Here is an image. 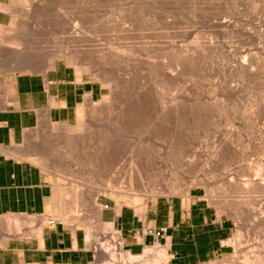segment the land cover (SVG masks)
<instances>
[{
  "label": "rangeland",
  "instance_id": "rangeland-1",
  "mask_svg": "<svg viewBox=\"0 0 264 264\" xmlns=\"http://www.w3.org/2000/svg\"><path fill=\"white\" fill-rule=\"evenodd\" d=\"M4 10L11 17L0 26L5 31L0 39H6V46L16 39L24 59L37 64L28 66L33 61L23 57L17 61L11 49L3 48L0 78L43 73L64 61L104 88L103 99L80 107L71 126L43 124L17 148L31 155L24 159L53 184L54 203L46 217L84 232L95 255L91 264L104 261L94 251L88 227L94 239L104 232L110 234L108 242L121 239L116 229L101 223L102 207L98 212L92 205L95 188L113 173L125 184L141 173L143 182L154 174L170 185L168 192L145 201L100 195L99 204L143 213L150 203L196 191L234 225L233 255L209 264H245L246 256H254L251 248L264 261V192H256L253 183L257 161L264 166V0H13ZM51 54L56 59L45 66V55ZM243 63L251 66L244 78L239 75ZM118 114L130 123L112 163L106 156L111 154V130L122 120ZM238 183L245 193L231 192ZM166 257L163 264H169ZM254 258L250 264H257Z\"/></svg>",
  "mask_w": 264,
  "mask_h": 264
},
{
  "label": "crops",
  "instance_id": "crops-1",
  "mask_svg": "<svg viewBox=\"0 0 264 264\" xmlns=\"http://www.w3.org/2000/svg\"><path fill=\"white\" fill-rule=\"evenodd\" d=\"M12 2L0 0V26L9 23L11 16L4 9ZM103 97L101 84L64 61L43 73L4 74L0 78V219L20 218V222L0 223V264L95 261L82 230L44 222L54 203L53 184L17 148L43 124L71 126L80 107ZM99 205L101 223L118 231L124 249L133 256L160 245L166 246L169 264H209L225 260L235 251L233 222L196 191L150 203L143 213L108 202ZM149 231L164 233L155 238Z\"/></svg>",
  "mask_w": 264,
  "mask_h": 264
},
{
  "label": "bare ground",
  "instance_id": "bare-ground-1",
  "mask_svg": "<svg viewBox=\"0 0 264 264\" xmlns=\"http://www.w3.org/2000/svg\"><path fill=\"white\" fill-rule=\"evenodd\" d=\"M132 17V16H131ZM124 19H126V18H124ZM120 20V19H119ZM128 21H130V20H128ZM131 23V22H130ZM122 24V23H121ZM15 25V24H14ZM126 25V24H125ZM13 26V25H12ZM119 26V25H118ZM127 26V25H126ZM77 27V26H76ZM121 27H122V25H121ZM129 27H131V26H129ZM120 28V27H119ZM123 28V27H122ZM125 28V27H124ZM127 28V27H126ZM134 28H135V25H134ZM13 29V30H12ZM128 29V28H127ZM140 29V28H139ZM11 30L12 31H14V27L13 28H11L10 29V31L9 32H11ZM75 30V29H74ZM77 30H79V29H77ZM120 30V29H119ZM133 30H135V29H133ZM133 30H131V31H133ZM2 29L0 28V36H2ZM80 31V30H79ZM83 31V30H82ZM86 31V30H85ZM112 31V30H111ZM127 31H129V30H127ZM3 32H5V31H3ZM74 32V31H73ZM81 32V31H80ZM122 32V31H121ZM124 32H125V30H124ZM69 33V32H68ZM77 33V32H76ZM4 34V33H3ZM83 34H84V32H83ZM91 34V33H90ZM131 34V33H130ZM70 35V34H69ZM76 36H78V35H76ZM120 36V35H119ZM3 37V36H2ZM69 37V36H68ZM72 37H73V35H72ZM81 37V36H80ZM83 37V36H82ZM117 37H118V35H117ZM127 37V36H126ZM18 38V37H17ZM26 38V37H25ZM71 38V37H70ZM83 38H85V37H83ZM119 38V37H118ZM66 39H68V38H66ZM71 39H73V38H71ZM75 39V38H74ZM77 39V38H76ZM80 39V38H79ZM82 39V38H81ZM120 39H121V36H120ZM126 39V38H125ZM124 38L122 39V40H125ZM1 40V39H0ZM84 40V39H83ZM87 40H89V39H87ZM6 39L4 40V42H2V40H1V42H0V51H2L3 50V48H9V49H11L12 50V52H11V54H12V56H10V57H16V58H14V59H17V61H22L21 60V58L20 57H23L22 55H21V50H20V48H19V46H21L19 43H17V40L15 39V40H13V41H11V42H8V44H10V45H5L6 44ZM77 41V40H76ZM79 42H81V41H79ZM75 43H77V42H75ZM80 44V43H79ZM76 46H77V44H76ZM22 48V47H21ZM117 48V47H116ZM24 51V50H23ZM67 51V50H66ZM73 51V50H72ZM185 53H186V51H185ZM114 54V53H113ZM112 54V55H113ZM27 55V54H26ZM52 55V54H51ZM67 55H68V53H67ZM2 56V55H1ZM44 57V56H43ZM48 57V58H47ZM65 57V56H64ZM27 58V57H26ZM42 58V57H41ZM187 58V57H186ZM22 59H24V57L22 58ZM45 62L47 61V64H45V66L47 65L48 67L49 66H52V64L54 63V60L56 59V57L55 56H50V55H45ZM188 59V58H187ZM2 60V59H1ZM25 60V59H24ZM23 60V61H24ZM29 60V59H28ZM28 60H25L26 62H28ZM34 60V59H33ZM33 60H31V61H33ZM40 60V59H39ZM24 61V62H25ZM31 61H29L28 63H30ZM35 61H38V59L37 60H35ZM41 61H44L43 60V58H42V60ZM187 61V60H186ZM189 61H191V60H189ZM184 62V61H183ZM259 62V61H258ZM28 63H26V64H28ZM33 63H35L34 61L32 62V63H30L28 66H32V64ZM43 63V62H42ZM185 64H186V62H184ZM203 63V62H202ZM201 63V64H202ZM257 63V62H256ZM20 64H22V63H20ZM25 64V63H24ZM23 64V65H24ZM37 63H35V64H33V65H36ZM195 64V63H194ZM252 64V63H251ZM16 65H19V64H16ZM42 65V64H41ZM44 65V64H43ZM187 65V64H186ZM185 65V66H186ZM203 65V64H202ZM2 66V65H1ZM20 66H22V65H20ZM183 66V65H182ZM253 66H254V64H253ZM263 66V65H262ZM7 67V66H6ZM17 67H19V66H17ZM24 67H25V65H24ZM189 67V66H188ZM8 68V67H7ZM10 68V67H9ZM14 68H16V66L14 67ZM12 66H11V69H14ZM22 68H23V66H22ZM192 68V67H191ZM201 68H202V66H201ZM249 68H251V66L249 67V66H246L245 65V63H243V65H242V67L239 69L240 71H239V75H241L240 77H242V75H243V78H244V76L246 75V74H250L249 73V71H250V69ZM18 69V68H17ZM186 69H187V67H186ZM185 69V70H186ZM188 69H190V68H188ZM264 69V68H263ZM3 70V69H2ZM8 70V69H7ZM6 70V71H7ZM189 71V70H188ZM192 71V70H191ZM190 71V72H191ZM174 72V71H173ZM189 72V73H190ZM193 73V72H192ZM183 74V73H182ZM166 76V75H165ZM164 76V77H165ZM167 76H169V74L167 75ZM250 76V75H249ZM171 77V76H170ZM246 77V76H245ZM166 78V77H165ZM171 79V78H170ZM172 80V79H171ZM131 81V80H130ZM146 81V80H145ZM144 81V82H145ZM146 83V82H145ZM153 83V82H152ZM161 83V82H160ZM243 83V82H242ZM156 84V83H155ZM173 84V83H172ZM258 84V83H257ZM156 86V85H155ZM129 87V86H128ZM137 87V86H136ZM135 87V88H136ZM134 89V88H133ZM148 89V88H147ZM151 89V88H150ZM153 89H155V88H153ZM256 89V88H255ZM141 90V89H140ZM149 91V90H148ZM171 91V90H170ZM161 92V91H160ZM163 92V91H162ZM161 92V93H162ZM166 92V91H165ZM164 92V93H165ZM122 94V93H121ZM135 95V94H134ZM167 95V94H166ZM118 96H120V95H118ZM138 96V95H137ZM165 96V95H164ZM258 96V95H257ZM122 97V96H121ZM129 97H130V95H129ZM148 97V96H147ZM255 97V96H254ZM137 98V97H136ZM122 99V98H121ZM138 99V98H137ZM137 99H136V101H137ZM120 100V99H119ZM145 100V99H144ZM130 101V100H129ZM167 100H165V102H166ZM261 101V100H260ZM126 102V101H125ZM134 102V101H133ZM173 102H174V100H173ZM168 103V102H167ZM167 103H163V104H167ZM257 103V102H256ZM261 103V102H260ZM126 104V103H125ZM128 104V103H127ZM149 105V104H148ZM143 106V105H142ZM254 106V105H253ZM261 106V105H260ZM162 107V106H161ZM256 107V106H255ZM165 108H166V106H165ZM253 108V107H252ZM167 109V108H166ZM163 110V109H162ZM247 110V109H246ZM123 111V110H122ZM146 111V110H145ZM167 111V110H166ZM114 112V111H113ZM128 112V111H127ZM156 112V111H155ZM254 112V111H253ZM115 113V112H114ZM143 113V112H142ZM162 113V112H161ZM165 113V112H164ZM172 113V112H171ZM187 113V112H186ZM126 114L127 113H125L124 115L126 116ZM132 114H134V113H132ZM131 114V115H132ZM163 114V113H162ZM178 114V113H177ZM183 114H185V113H183ZM250 114V113H249ZM252 114V113H251ZM110 115V114H109ZM120 115H122V114H120ZM130 115V116H131ZM188 115V114H187ZM186 115V116H187ZM117 116V115H116ZM118 116H119V114H118ZM118 116H117V119H115V122H116V120H118ZM123 116V115H122ZM122 116L120 117V118H122ZM125 116H124V119H127V117L125 118ZM139 116V115H138ZM253 116V115H252ZM133 117V116H132ZM135 117V116H134ZM133 117V118H134ZM146 117V116H145ZM165 118H166V116H164ZM144 118V117H143ZM164 118V119H165ZM171 118V117H170ZM235 118V117H234ZM112 119V118H111ZM123 118H122V120H118L119 121V123H118V125H115L114 123L115 122H113V124H114V128L111 130L112 131V133L114 134V137L112 138V141H111V144L109 145V147H108V150L110 149V152H111V154H107V155H109V156H106V157H108L107 159L109 160V162H112V157H114V155H115V152L117 153L118 151L117 150H119V148H121L120 147V143H121V141H122V139H121V136H123L122 134H125L126 133V127H128V125H129V121H128V119H127V121L126 120H124ZM129 119H131V118H129ZM158 119V118H157ZM161 119V118H160ZM162 119H163V117H162ZM161 119V120H162ZM172 119V118H171ZM159 120V119H158ZM173 120V119H172ZM155 122V121H154ZM177 122V121H176ZM112 124V123H111ZM110 124V125H111ZM112 124V125H113ZM117 124V123H116ZM132 125V124H131ZM130 125V126H131ZM154 125V124H153ZM168 125V124H167ZM91 126H92V124H91ZM91 126H88L87 125V130L89 129V130H91L92 128H91ZM100 126V125H99ZM155 126V125H154ZM92 127H94V126H92ZM112 127V126H111ZM91 128V129H90ZM129 128V127H128ZM164 128V127H163ZM170 128V127H169ZM80 129H82V127L81 128H79V130ZM78 130V129H77ZM92 131V130H91ZM110 131V132H111ZM112 135V134H111ZM76 139H78V138H76ZM138 139V138H137ZM77 141V140H76ZM76 141H74V142H76ZM98 141H100V140H98ZM79 142V141H78ZM72 143V142H71ZM80 143V142H79ZM79 143H76V145L77 144H79ZM137 144V143H136ZM78 147L80 146V145H77ZM75 147V149L76 148H78V147ZM65 147H67V146H65ZM65 147H64V149H65ZM73 147H74V145H73ZM135 147H136V145H135ZM67 149V148H66ZM71 149H72V147H71ZM134 149V148H133ZM67 151H68V149H67ZM260 151V150H259ZM69 152V151H68ZM224 153V152H223ZM255 153V152H254ZM25 154V153H24ZM256 154V153H255ZM26 156H24V157H28L29 156V154H25ZM28 155V156H27ZM228 155V154H227ZM31 156V155H30ZM29 156V157H30ZM226 156V155H225ZM258 156H260V155H258ZM116 157V156H115ZM261 157V156H260ZM101 158V157H100ZM244 158H245V156H244ZM43 159H46V158H43ZM42 159V160H43ZM46 160H48V159H46ZM237 160H238V158H237ZM106 161V160H105ZM234 161V160H233ZM48 162V161H47ZM50 162V161H49ZM108 162V161H107ZM133 162V161H132ZM238 162V161H237ZM113 163V162H112ZM111 163V164H112ZM135 163H137V162H135ZM235 163V162H234ZM227 164V163H226ZM114 165V164H113ZM133 165V164H132ZM142 165V164H141ZM47 166V165H46ZM109 166V165H108ZM134 166V165H133ZM147 166V165H146ZM47 167H49V166H47ZM50 168V167H49ZM263 168H264V166L262 165V160L261 159H259L258 161H257V168H256V170L255 171H257L256 173H258V174H255L256 176H257V178L256 179H254V190L256 191V192H264V181H263V176H264V174H263V172H264V170H263ZM53 169H54V167H53ZM57 169V168H56ZM55 169V170H56ZM146 169V168H145ZM59 170V169H58ZM246 171V170H245ZM244 171V172H245ZM111 172H112V170H111ZM140 172V171H139ZM138 172V173H139ZM243 172V171H242ZM243 172V173H244ZM248 172V171H247ZM247 172H245V174L247 173ZM71 174H72V172H71ZM70 174V175H71ZM141 173H139V175H140ZM110 175V174H109ZM112 175V174H111ZM110 175V176H111ZM138 175V174H137ZM137 176V178H134L133 179V176H130V178L128 179L129 180V182L128 183H126L127 184V186H125L126 184H125V182H121V180H120V178L119 177H116V174L114 175V173H113V176H111L110 177V180L108 179V181L106 182V183H104L101 187L100 186H96L97 188H95V190H94V194H93V196H92V205H93V207L98 211V212H100L101 211V206L99 205V203L97 202V198L100 196V195H107V196H110V197H112V198H116V199H121V201L124 199V198H130V200L131 199H133V197L134 196H137L138 198L140 197V198H142L143 197V200H144V197H148V196H156V194H159V193H161L162 191H167L168 192V186L167 185H170V184H166V183H170V180L169 181H167V180H164V179H161L160 177H158V176H155L154 174L153 175H151L150 176V178H146V180L148 181V182H143V180L145 179V178H142L141 176ZM72 177H74V178H77V176L76 175H71ZM95 177V176H94ZM148 177V176H147ZM250 178V177H249ZM136 179V180H135ZM173 179V178H172ZM92 180V179H91ZM133 180H135L136 182L133 184ZM100 181V180H99ZM145 181V180H144ZM257 181H259L258 183H257ZM263 181V182H262ZM165 182V186H164V188H163V185H162V183H164ZM160 183V184H159ZM257 183V184H256ZM136 184V185H135ZM172 184V183H171ZM175 184V183H174ZM167 186V187H166ZM253 187V186H252ZM177 188V187H176ZM235 189H230L231 190V192H232V190H234L235 192H237V193H245V191L243 192V190L245 189V187H242V185L241 184H237V185H235V187H234ZM173 189V188H172ZM170 190V189H169ZM223 190V189H222ZM227 191H228V189H227ZM254 191V192H255ZM80 192V191H79ZM230 192V193H231ZM255 192V193H256ZM136 193H139V194H136ZM80 195V194H79ZM160 196V195H159ZM138 198H137V200H138ZM218 198V197H217ZM134 200H136L135 198H134ZM134 200H132V201H134ZM136 200V201H137ZM248 200V199H247ZM118 201H120V200H118ZM120 201V202H121ZM126 201V200H125ZM140 201V200H139ZM145 201V200H144ZM216 201V200H215ZM250 201V200H249ZM123 202V201H122ZM141 202H143L142 200H141ZM248 202V201H247ZM246 203V202H245ZM249 204V203H248ZM243 205V204H242ZM61 212V211H60ZM64 214V213H63ZM67 215V214H66ZM19 218V217H18ZM17 217H10V218H3V219H0V223H2V222H10L11 220L12 221H18V222H20L19 221V219H18ZM109 226V225H108ZM109 227H111V226H109ZM87 232H88V238H89V240H92L93 241V244H94V246H95V248H94V250H96V253H97V255L104 261V264H163L164 262L163 261H165V257H166V246L165 247H161V248H158V249H150V248H147L145 251H144V253L143 254H141V255H139V256H133V255H131L129 252H127V254H124V253H122L121 251H122V249L120 250V248H119V246H118V244H116L115 242H114V239H112V237H111V240L110 241H113V243H115V245L114 244H111V242L109 241H107L106 239L110 236V234H108L107 232H104L103 234H105V233H107L106 235H103V234H101L102 236V238L101 239H94V235L95 234H93L94 233V231H91V227L89 228H87ZM107 235H109V236H107ZM91 241V242H92ZM107 241V242H106ZM255 246H253V248H254ZM263 247H264V244H263ZM257 248V247H256ZM248 249V248H247ZM250 250V249H249ZM258 250V249H257ZM255 248L254 249H252L251 248V251L249 252V253H251L252 255H254L253 257H255L254 259H255V263H257V264H264V261H262V259H261V252L259 251H257ZM126 253V252H125ZM248 254V253H247ZM249 255V254H248ZM246 256V255H245ZM251 257V256H250ZM252 257V258H253ZM167 258V257H166ZM252 258H249V256H246V259H245V257H244V261H245V264H250V261L251 260H249V259H252ZM264 259V258H263ZM253 260V259H252Z\"/></svg>",
  "mask_w": 264,
  "mask_h": 264
},
{
  "label": "built area",
  "instance_id": "built-area-1",
  "mask_svg": "<svg viewBox=\"0 0 264 264\" xmlns=\"http://www.w3.org/2000/svg\"><path fill=\"white\" fill-rule=\"evenodd\" d=\"M48 224L49 225H56V224H63V223L61 221H59V220L50 219V220H48ZM162 233H164V232H157V233L153 232V231H149L148 232V234H150L151 236H153L155 238H160L162 236ZM118 246L121 247L122 250L124 249L122 239H120V242L118 243Z\"/></svg>",
  "mask_w": 264,
  "mask_h": 264
}]
</instances>
